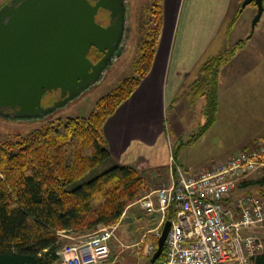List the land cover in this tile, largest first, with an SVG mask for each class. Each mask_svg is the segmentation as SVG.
I'll use <instances>...</instances> for the list:
<instances>
[{
    "label": "trees",
    "instance_id": "16d2710c",
    "mask_svg": "<svg viewBox=\"0 0 264 264\" xmlns=\"http://www.w3.org/2000/svg\"><path fill=\"white\" fill-rule=\"evenodd\" d=\"M151 13L135 73L100 98L89 115L52 121L17 140L0 141V264H53L63 246L62 232L89 233L100 225H111L147 191L142 174L133 165L113 164L86 177L103 163L112 162L104 124L151 70L163 27L162 0H154ZM241 44L201 66L194 95H207V122L189 144L216 121L219 69ZM100 55L91 48L92 60ZM252 183L264 185V175L239 184ZM172 214L168 212V219ZM146 264H152L150 258ZM256 264H264V253L257 256Z\"/></svg>",
    "mask_w": 264,
    "mask_h": 264
},
{
    "label": "rangeland",
    "instance_id": "374dc122",
    "mask_svg": "<svg viewBox=\"0 0 264 264\" xmlns=\"http://www.w3.org/2000/svg\"><path fill=\"white\" fill-rule=\"evenodd\" d=\"M8 1L10 0H0V4ZM126 2L129 7V23L131 26L129 42L123 55L115 61L104 78L68 105L59 108L43 120H17L0 115V141L17 140L32 130L52 121L65 120L72 116L89 115L100 98L114 89L124 78L135 73V61L140 54V47L148 26L152 23L151 8L154 0H126ZM257 11L258 7L255 2H251L242 9L233 36L241 35L240 37H243L242 44L239 46L243 45V48L241 53L231 60L232 63L228 59L219 69L217 88L222 91V110L219 122L216 123L214 129L207 132L201 141L195 142L193 146H188V141L193 135L199 133L202 126L207 122V115L205 114L207 95L199 94L197 96L194 95V89L189 90L191 95L193 94L189 99L192 102L190 105L185 106L184 104V108L187 115L193 117V122L185 124L186 129L183 130L184 134L179 142L178 139L173 141L172 147H175L177 151L192 152L191 154H194V158L198 160L216 155L214 161H221L242 149L254 148L260 143H264V12L252 36L247 38L251 33L252 21ZM239 42H234L233 45L236 46ZM216 51L212 50V53H216ZM200 69L198 72H200ZM45 90L44 104L51 105L57 99L59 93L55 91L51 94L48 89ZM200 92L198 91V93ZM203 118L205 119L204 124L202 122ZM179 132L178 130L177 134ZM181 143L184 145L180 146ZM172 157L176 159L173 153ZM207 163L204 162L203 164L205 168L210 167L213 162ZM113 164L114 162L103 163L91 171L86 179L101 173ZM144 168H140L139 171L145 180L147 191L126 208L117 222L111 224L115 229V235L111 242V260L114 261L112 264H146L150 258L146 250L149 234H151L149 232L159 224L160 218H156L154 221L149 219L148 221V215L141 206V199L169 182L172 172L171 163L166 169L164 167L160 168L155 173H151L150 169L144 170ZM263 168L264 166L246 179L251 181L260 178L264 175ZM246 193L262 197L264 185L252 183L245 186L239 184L233 189L231 195L236 198ZM140 218L144 219L140 221ZM104 226L110 225H100L97 229ZM253 231L258 233L264 241V223ZM92 232L79 231L69 232L68 234L62 232V243L65 245L77 242L87 238ZM145 234L148 236L147 241H144V238L140 240L142 235Z\"/></svg>",
    "mask_w": 264,
    "mask_h": 264
},
{
    "label": "water",
    "instance_id": "95a60500",
    "mask_svg": "<svg viewBox=\"0 0 264 264\" xmlns=\"http://www.w3.org/2000/svg\"><path fill=\"white\" fill-rule=\"evenodd\" d=\"M255 2L252 36L264 12ZM131 26L126 0H10L0 7V115L45 119L100 82L129 42ZM95 47L103 56L89 58ZM60 88L61 98L42 104L43 92ZM10 108L12 111H4ZM166 220L154 263L163 253L171 229Z\"/></svg>",
    "mask_w": 264,
    "mask_h": 264
},
{
    "label": "crops",
    "instance_id": "0c3cea01",
    "mask_svg": "<svg viewBox=\"0 0 264 264\" xmlns=\"http://www.w3.org/2000/svg\"><path fill=\"white\" fill-rule=\"evenodd\" d=\"M242 2L162 0L163 27L151 70L104 124V136L112 163L133 165L139 170L145 167L144 170L150 169L151 173H155L170 165L172 153L178 163L196 171L205 168L204 162H214L216 155L198 160L192 152L177 151L172 144L182 139L185 124L193 122L184 104L186 106L192 102L189 99L193 94L189 90H195L199 68L209 58L234 47V42L243 38L241 35L233 36L244 9L241 8ZM242 46L237 48L230 63L241 53ZM212 50L217 51L212 53ZM221 93L219 90L216 121L196 143L219 122ZM202 122L205 123L204 118ZM178 130L180 132L177 134ZM145 212L148 221H154L152 215ZM149 235V240H153V234Z\"/></svg>",
    "mask_w": 264,
    "mask_h": 264
},
{
    "label": "built area",
    "instance_id": "2783aa9c",
    "mask_svg": "<svg viewBox=\"0 0 264 264\" xmlns=\"http://www.w3.org/2000/svg\"><path fill=\"white\" fill-rule=\"evenodd\" d=\"M264 166V143L242 149L208 168L196 171L171 160V180L141 199L142 208L159 215L149 233L147 255L157 250L166 220L171 229L162 255L152 264H256L264 241L253 230L264 223V198L246 193L236 198L233 189ZM172 217L168 219V212ZM115 229L104 226L85 239L63 245L53 264H112Z\"/></svg>",
    "mask_w": 264,
    "mask_h": 264
},
{
    "label": "flooded vegetation",
    "instance_id": "af4514ba",
    "mask_svg": "<svg viewBox=\"0 0 264 264\" xmlns=\"http://www.w3.org/2000/svg\"><path fill=\"white\" fill-rule=\"evenodd\" d=\"M99 52H100V51H99ZM100 53H101V55H100V57H98L97 60H92V59L90 58V56H89V58H90L93 62H97V61L103 56V53H102V52H100ZM55 91L59 93V96L57 97V99H55V100L52 102V104H53L56 100H58V99L61 98V90H60V88L53 89V90H51V91H49V92H50L51 94H53ZM45 95H46V90H44V92H43L42 104H43L44 106H48L49 104H47V105L44 104V98H45ZM3 110H4V111H9V112L12 111V109H10V108H4Z\"/></svg>",
    "mask_w": 264,
    "mask_h": 264
}]
</instances>
